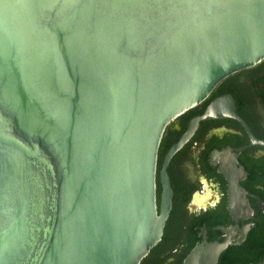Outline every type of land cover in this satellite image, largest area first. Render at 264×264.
I'll return each instance as SVG.
<instances>
[{
	"label": "water",
	"instance_id": "1",
	"mask_svg": "<svg viewBox=\"0 0 264 264\" xmlns=\"http://www.w3.org/2000/svg\"><path fill=\"white\" fill-rule=\"evenodd\" d=\"M262 61L264 0H0V264H140L167 126Z\"/></svg>",
	"mask_w": 264,
	"mask_h": 264
},
{
	"label": "flooded vegetation",
	"instance_id": "2",
	"mask_svg": "<svg viewBox=\"0 0 264 264\" xmlns=\"http://www.w3.org/2000/svg\"><path fill=\"white\" fill-rule=\"evenodd\" d=\"M192 125L165 167L173 195L162 239L140 264H188L195 252L189 264L213 257L215 264H264V61L223 79L167 126L157 162L158 206L167 155Z\"/></svg>",
	"mask_w": 264,
	"mask_h": 264
}]
</instances>
